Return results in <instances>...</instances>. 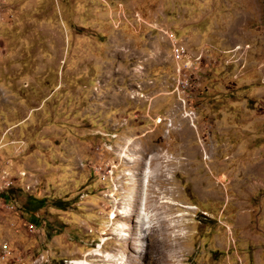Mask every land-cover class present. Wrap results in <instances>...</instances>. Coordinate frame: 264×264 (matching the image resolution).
Masks as SVG:
<instances>
[{"label": "rangeland", "instance_id": "374dc122", "mask_svg": "<svg viewBox=\"0 0 264 264\" xmlns=\"http://www.w3.org/2000/svg\"><path fill=\"white\" fill-rule=\"evenodd\" d=\"M40 257L264 264V0H0V264Z\"/></svg>", "mask_w": 264, "mask_h": 264}, {"label": "built area", "instance_id": "2783aa9c", "mask_svg": "<svg viewBox=\"0 0 264 264\" xmlns=\"http://www.w3.org/2000/svg\"><path fill=\"white\" fill-rule=\"evenodd\" d=\"M174 53H175V58L178 60L180 58V55H179L180 51H179V49H175ZM4 258H6V256H4ZM42 261H43V259H42V257H40L39 259H36L34 261H31L30 263L22 262L21 264H41ZM79 262H83V263L88 264L85 261H67L66 264H78Z\"/></svg>", "mask_w": 264, "mask_h": 264}, {"label": "bare ground", "instance_id": "6f19581e", "mask_svg": "<svg viewBox=\"0 0 264 264\" xmlns=\"http://www.w3.org/2000/svg\"><path fill=\"white\" fill-rule=\"evenodd\" d=\"M145 181H146V180H145ZM144 185H145V183H144ZM145 186H146V185H145ZM142 199H143V200H142V206H143V208H144V205H145V197L143 196V194H142ZM143 211H144L143 209H140V210H139V213L141 214L142 218L144 219V220H143V219H142V220L145 221V222H147V219H148V217H146L147 214H144ZM114 212H117V213H118V212H122V211H120L119 208H115V211H114ZM133 214H134V213H133ZM135 214H136V213H135ZM130 226H131V225H130ZM134 226H135V225H134ZM148 226H149V225H148ZM148 226H147V227H148ZM135 227H136V226H135ZM130 228H131V227H130ZM161 229H162V228H161ZM161 229H160V231H162ZM156 230H157V229H156ZM152 232H153V231H152ZM158 232H159V230H158ZM154 233H155V232H154ZM150 234H151V233H150ZM163 234H164V233H163ZM159 236H160V235H159ZM162 238H163V237H162ZM166 238H167V237H166ZM166 238H165V239H166ZM165 239H164V240H165ZM156 241H157V240H156ZM158 241H159V240H158ZM165 241H166V240H165ZM158 243H159V242H158ZM78 264H85V263L79 262Z\"/></svg>", "mask_w": 264, "mask_h": 264}, {"label": "trees", "instance_id": "16d2710c", "mask_svg": "<svg viewBox=\"0 0 264 264\" xmlns=\"http://www.w3.org/2000/svg\"><path fill=\"white\" fill-rule=\"evenodd\" d=\"M39 205L38 206H36V207H34L33 209H39V208H41L42 207V201H39Z\"/></svg>", "mask_w": 264, "mask_h": 264}]
</instances>
